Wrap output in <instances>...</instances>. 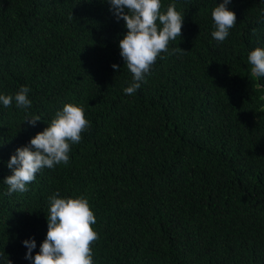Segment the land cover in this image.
I'll use <instances>...</instances> for the list:
<instances>
[{"label":"trees","instance_id":"1","mask_svg":"<svg viewBox=\"0 0 264 264\" xmlns=\"http://www.w3.org/2000/svg\"><path fill=\"white\" fill-rule=\"evenodd\" d=\"M0 264H264V0H0Z\"/></svg>","mask_w":264,"mask_h":264}]
</instances>
